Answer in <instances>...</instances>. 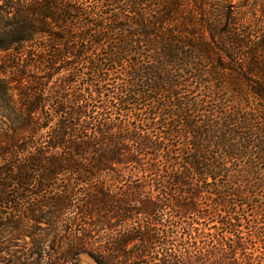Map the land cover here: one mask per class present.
<instances>
[{"label":"trees","instance_id":"16d2710c","mask_svg":"<svg viewBox=\"0 0 264 264\" xmlns=\"http://www.w3.org/2000/svg\"><path fill=\"white\" fill-rule=\"evenodd\" d=\"M29 223L65 263L264 264V13L0 0V228Z\"/></svg>","mask_w":264,"mask_h":264},{"label":"rangeland","instance_id":"374dc122","mask_svg":"<svg viewBox=\"0 0 264 264\" xmlns=\"http://www.w3.org/2000/svg\"><path fill=\"white\" fill-rule=\"evenodd\" d=\"M232 2L236 5L238 17L249 18L252 12L257 15L264 13L262 12L264 10V0H232ZM252 9L254 11H251ZM113 76L118 75L115 74ZM244 209L246 208L244 207ZM252 217H254V213ZM26 232L22 233L25 234L24 236L14 238L16 233L14 234L10 227L5 226V228H0V264H39V252L41 250H44L45 253L52 254L56 264H94L83 252L78 254L75 263L72 261L65 263L61 259L58 260V257L62 258V255L49 251L52 233L49 232V229L44 223H29ZM97 240H100V237ZM66 242L68 240L61 246V251L67 249ZM40 264L45 263L42 262Z\"/></svg>","mask_w":264,"mask_h":264}]
</instances>
